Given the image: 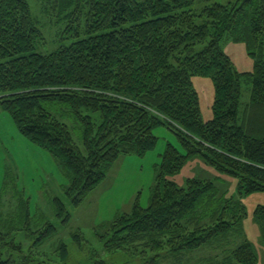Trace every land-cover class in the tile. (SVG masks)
Masks as SVG:
<instances>
[{"label": "trees", "instance_id": "1", "mask_svg": "<svg viewBox=\"0 0 264 264\" xmlns=\"http://www.w3.org/2000/svg\"><path fill=\"white\" fill-rule=\"evenodd\" d=\"M37 2L50 20L65 23L59 40L73 42L48 54L35 52L43 34L30 1L0 0V109L22 136L56 160L69 180L64 193L71 206L83 202L119 157L153 150L157 127L171 130L183 151L167 144L149 206L135 201L130 212L101 229L103 250L152 254L143 264H159L165 254L182 264L193 252L219 250L231 235L241 234L247 212L240 199L221 196L209 180L189 179L180 188L168 177L199 157L235 178L241 197L264 193V0ZM197 2L205 4L198 12L192 10ZM223 40L245 46L251 72L235 69L221 50ZM192 77L212 82L207 122ZM243 79L251 86L241 110ZM65 120L77 126L80 146ZM12 198L14 210L0 208V264H45L32 250L56 229L44 216L33 218L21 194ZM51 204L67 225L64 203ZM253 219L264 245V206L255 208ZM17 235L31 243L29 249L15 243ZM74 239L82 241L78 234ZM221 251L222 258L210 264H258L248 241ZM57 252L66 258L65 246Z\"/></svg>", "mask_w": 264, "mask_h": 264}, {"label": "rangeland", "instance_id": "2", "mask_svg": "<svg viewBox=\"0 0 264 264\" xmlns=\"http://www.w3.org/2000/svg\"><path fill=\"white\" fill-rule=\"evenodd\" d=\"M29 1L43 34V40L36 44L35 52L48 54L61 45L68 46L73 42L71 39L59 40L66 26L63 21L50 20L41 13V5L37 0ZM235 1L216 0L221 4ZM204 6L205 4L197 2L192 10L198 12ZM220 47L230 57L239 73L252 71L254 63L247 55L243 44L223 40ZM201 48L198 47V50ZM191 81L198 94L201 119L207 122L212 118L211 106L214 96L212 82L209 78L203 77H192ZM250 86L249 80H242L241 110L249 102ZM95 117L99 119V116ZM65 123L70 127L75 142L80 146L77 142V126L69 120H65ZM153 134L157 138L153 150L143 157L135 155L119 157L107 172L105 179L78 207H72L64 193L69 180L60 170L56 160L46 150L22 136L10 116L0 109V208L3 213L11 212L15 207L12 195L21 194L28 201L29 212L33 218L44 216L47 222L55 227V234L50 236L42 246H36L32 250L33 255L39 261L45 264H95L100 260L105 264H143L146 258L153 257L150 253L144 258L131 257L122 252L106 253L103 250L104 231L101 230L113 222L118 215L130 212L135 201L142 208L149 206L155 184L156 167L161 162V155L167 144L183 152L176 135L167 127H157L153 130ZM189 179L209 180L215 184L221 196L240 199L247 216L242 223L241 234L231 235L227 241L216 247L219 250L212 251L205 247L193 252L192 259L187 263L184 259L182 264L213 263V260L222 258L221 250L230 252L244 241L252 244L258 264H264L261 232L253 219L255 208L264 206V193L241 197L235 178L220 174L207 166L199 157L189 161L176 175L168 177L169 181L174 182L180 188H186V182ZM53 199L61 200L67 207L71 218L67 225H63L55 217L51 204ZM77 234L82 239L80 243L74 239V235ZM21 235H17L14 241L22 249L27 250L31 243ZM60 245L65 246L66 258L64 260L58 257L60 252L57 250ZM159 264L175 263L169 261L163 254Z\"/></svg>", "mask_w": 264, "mask_h": 264}]
</instances>
